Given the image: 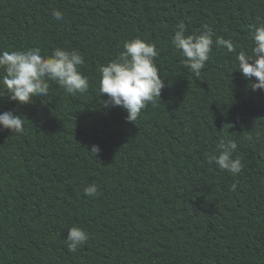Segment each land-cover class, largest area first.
<instances>
[{"label": "trees", "instance_id": "16d2710c", "mask_svg": "<svg viewBox=\"0 0 264 264\" xmlns=\"http://www.w3.org/2000/svg\"><path fill=\"white\" fill-rule=\"evenodd\" d=\"M262 19L264 0H0V50H78L89 78L82 94L51 82L30 103L0 97L26 119L0 128V264H264V91L236 68ZM178 21L237 52L213 45L197 77L171 44ZM133 37L155 43L165 86L132 123L102 107L99 67ZM225 135L235 177L206 158ZM74 224L90 236L69 252Z\"/></svg>", "mask_w": 264, "mask_h": 264}, {"label": "clouds", "instance_id": "9594fccd", "mask_svg": "<svg viewBox=\"0 0 264 264\" xmlns=\"http://www.w3.org/2000/svg\"><path fill=\"white\" fill-rule=\"evenodd\" d=\"M55 19L62 18L60 10H53ZM202 30L189 33L184 21H178L171 44L179 50L183 66L190 69L197 77L210 58L213 45L226 48L229 53L237 52L236 45L220 36L213 39L215 33L208 24ZM251 31V52H237V69L248 80L253 91H264V19L249 25ZM124 50L119 52L106 64L99 67V97L102 107L119 106L126 111V120L133 123L141 115L147 104L160 98L165 86L156 64L158 50L155 43L146 38L133 37L126 40ZM85 64L83 54L78 50L54 48L50 55H45L38 47L21 50H0V97L20 104L30 103L33 97L42 98L49 95L51 82H55L69 95L85 93L89 88V78L80 71ZM255 78L252 81L250 78ZM106 98H101L105 96ZM26 119L13 111L0 112V128L12 133L24 132ZM93 155L99 153L98 145L89 150ZM237 143L229 136H221L216 142V150L207 155L209 163H215L219 169L235 177L243 168L242 159L234 157ZM235 189V185L232 186ZM88 197L99 193L95 183L83 188ZM90 233L79 225H72L66 236L69 252L77 249L89 240Z\"/></svg>", "mask_w": 264, "mask_h": 264}]
</instances>
